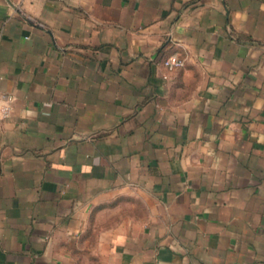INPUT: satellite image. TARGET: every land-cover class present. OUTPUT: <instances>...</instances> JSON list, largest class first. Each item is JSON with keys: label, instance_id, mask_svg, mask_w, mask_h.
<instances>
[{"label": "crops", "instance_id": "obj_1", "mask_svg": "<svg viewBox=\"0 0 264 264\" xmlns=\"http://www.w3.org/2000/svg\"><path fill=\"white\" fill-rule=\"evenodd\" d=\"M1 94L0 264H264V0H0Z\"/></svg>", "mask_w": 264, "mask_h": 264}, {"label": "built area", "instance_id": "obj_2", "mask_svg": "<svg viewBox=\"0 0 264 264\" xmlns=\"http://www.w3.org/2000/svg\"><path fill=\"white\" fill-rule=\"evenodd\" d=\"M183 59L175 56V55H169L165 57L161 64L167 71H171L176 68H180L183 66ZM163 78L166 76L163 75ZM12 100V97L7 94H1L0 95V118L6 117L10 112V102Z\"/></svg>", "mask_w": 264, "mask_h": 264}]
</instances>
